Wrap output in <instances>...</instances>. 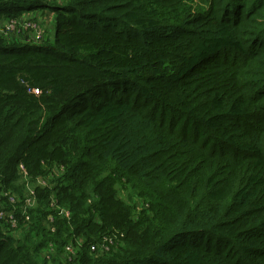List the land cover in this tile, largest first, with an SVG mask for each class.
<instances>
[{"label":"trees","instance_id":"1","mask_svg":"<svg viewBox=\"0 0 264 264\" xmlns=\"http://www.w3.org/2000/svg\"><path fill=\"white\" fill-rule=\"evenodd\" d=\"M27 1L54 26L0 34V210L17 217L0 264H264V0H0V17ZM19 164L56 181L28 221L4 195L25 196Z\"/></svg>","mask_w":264,"mask_h":264},{"label":"built area","instance_id":"2","mask_svg":"<svg viewBox=\"0 0 264 264\" xmlns=\"http://www.w3.org/2000/svg\"><path fill=\"white\" fill-rule=\"evenodd\" d=\"M41 19L38 18V16H35V17H27L25 19V16L23 15H20V16H12L10 18H8L6 20V22H2L0 23V31L3 33V34H14V33H19L21 31H25L28 33L29 35V38L31 39H36L35 41L38 42L41 38L44 37L45 33H44V29L43 27L41 26ZM18 170H19V173L20 174H27V171L25 170V168L23 167L22 164H19L18 165ZM4 195H7L8 196V200L11 204H14L15 203V197H13L12 195H8L6 192L4 193ZM23 202L21 205H20V212H21V215L24 216V221H28L29 220V208H32L36 205L37 203V199H36V195H35V192H34V187L32 188H29L24 196V199H23ZM50 207L55 209L57 214L60 215V216H63L67 219L70 218V213L69 211H67L66 209L60 207L58 204H57V201L54 199V200H51L50 203H49ZM0 217L1 218H4L10 225L11 227L13 228H16L17 227V217H16V212L14 209H11V210H0ZM47 219L49 221H52V214H48V217ZM110 238L111 240H113V238L115 239L113 243H105V242H102V244L100 245V248H104L105 246L107 247H110L111 244L113 245L115 243V241L117 240L116 237H113V235H110ZM106 247V248H107ZM96 247L94 245H91L90 246V249L91 250H94ZM99 248V249H100ZM72 246L71 244H68L64 247V252L67 253H71L72 252ZM53 253L54 252V249L53 247L51 246L47 255L49 256L50 253ZM46 255V256H47Z\"/></svg>","mask_w":264,"mask_h":264},{"label":"rangeland","instance_id":"3","mask_svg":"<svg viewBox=\"0 0 264 264\" xmlns=\"http://www.w3.org/2000/svg\"><path fill=\"white\" fill-rule=\"evenodd\" d=\"M32 3H35V2H32ZM30 4H31V2H25L24 4H23V8H21V9H15L13 12H12V15H15V14H20V13H22V14H20V15H23V16H25V19L27 18V17H35V16H38V18H40L42 21H41V26L43 27V29L45 30H47V29H50L51 30V28L54 26L53 25V23L51 22L52 21V18L49 16V11H45V15H47V16H49V17H44V16H42V15H34V14H37V10H26V9H28L29 8V6H30ZM35 9V8H34ZM34 13V14H33ZM19 15V16H20ZM0 19H2V20H0V23H2V22H6V19H3L2 17H0ZM0 34H2V32L0 31ZM17 34H19V39H17L18 41H20L21 40V42H23V41H29V42H32V43H35L36 41V39L34 40V39H31V38H29V35H28V33L27 32H25V31H21V32H19V33H17ZM44 37L43 38H41L38 42H36V43H43L44 41ZM58 173H56V175H59V174H61L62 173V171H57ZM54 178H56V177H54ZM52 178L50 177V178H37L34 182H31L30 181V178H29V175L28 174H20V177H19V180H18V183L21 185V192H22V194L23 195H25L26 194V192H27V190L29 189V188H32V187H34V186H38V187H41V188H44V187H46V186H48V187H51V186H54L55 184H56V181H54V180H51ZM116 188H117V192H118V196H121V197H124V198H129V200H128V202H131L132 201V199L133 200H137V197L134 195V193L131 191V189H128V188H121L120 186H116ZM86 192H87V194H90L91 195V193H92V188H91V184H89V185H87V189H86ZM16 193V192H15ZM18 194L19 193H16L15 194V201L18 199V202L20 203V204H22V203H24L23 202V199L20 197V196H18ZM22 199V200H21ZM37 199V198H36ZM88 199V198H87ZM51 200H54V196L52 195L51 197H50V201ZM50 201H49V203H50ZM88 202H89V199H88ZM133 203V202H132ZM15 204V203H14ZM61 207V206H60ZM63 208V207H62ZM0 220H3V221H5V223H8L4 218H1L0 217ZM9 224V223H8ZM0 225L1 226H6V227H8L9 229H11L9 226H7V225H5L4 223H2L1 221H0ZM10 225V224H9ZM11 226V225H10ZM12 230V229H11ZM13 231V230H12ZM102 234V237H101V239H103V242H105V243H107L108 242V244L109 243H113V240H111V238H110V233L109 234H104V233H101ZM23 236V235H22ZM21 236V237H22ZM68 245V244H67ZM112 245V244H111ZM114 245V244H113ZM66 246V245H65ZM72 246V252L71 253H69V252H67V253H64L65 255V257H66V259L68 260V261H71V260H73V258L75 257V253L77 252V249H75V247L73 246V245H71ZM107 246H105L104 248H100L99 249V251H101V254L102 255H107L106 254V252L107 251H109L110 249H113V251H116L117 250V248H118V246H115V247H107ZM49 249L50 248H48L45 252H43V256H41V258H43V257H45V258H49V256L47 255V253H48V251H49ZM91 254V256L92 257H96L95 256V253H90ZM47 255V256H46ZM100 255V254H99ZM58 257H60V256H58ZM57 257V258H58Z\"/></svg>","mask_w":264,"mask_h":264},{"label":"crops","instance_id":"4","mask_svg":"<svg viewBox=\"0 0 264 264\" xmlns=\"http://www.w3.org/2000/svg\"><path fill=\"white\" fill-rule=\"evenodd\" d=\"M36 12H37V14H34V13H33V14H34V15H42V16H44V17H49V16L52 17V14H50V13H49V16L45 15V14H44V13H45L44 11L41 12V11L37 10Z\"/></svg>","mask_w":264,"mask_h":264}]
</instances>
